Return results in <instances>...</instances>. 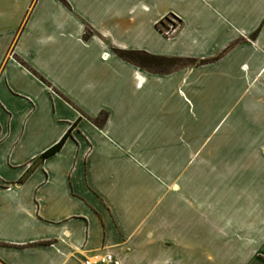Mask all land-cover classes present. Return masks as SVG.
Here are the masks:
<instances>
[{
	"label": "crops",
	"instance_id": "obj_1",
	"mask_svg": "<svg viewBox=\"0 0 264 264\" xmlns=\"http://www.w3.org/2000/svg\"><path fill=\"white\" fill-rule=\"evenodd\" d=\"M65 2L0 0V264H264V170L202 159L203 119L264 135V0Z\"/></svg>",
	"mask_w": 264,
	"mask_h": 264
},
{
	"label": "rangeland",
	"instance_id": "obj_2",
	"mask_svg": "<svg viewBox=\"0 0 264 264\" xmlns=\"http://www.w3.org/2000/svg\"><path fill=\"white\" fill-rule=\"evenodd\" d=\"M156 27L165 38H168L173 35L179 27V21L175 17L167 16L161 22L157 23ZM169 29H171V33L168 32ZM251 39V37H247L248 43L252 42ZM185 64L178 63L175 66L166 65V67H156L153 70L159 71L167 69L169 70L168 72H170L180 67L187 66ZM249 122V129L254 130L255 128L264 130V120H250ZM234 123L236 124L239 122L235 120ZM229 125L230 120L227 121L226 119L202 120L203 144H232L234 147L233 151L227 152L210 151L208 148L203 147V161H214L216 159H226L227 157L228 159H233L235 162L242 160L248 161L251 166V172L263 171L264 169L258 167V164L264 165V135H258L256 133L254 135L252 133L243 135L241 131H234L232 136H230V134L226 136V129ZM215 126H217V129L213 130ZM205 170L209 171L210 168H205Z\"/></svg>",
	"mask_w": 264,
	"mask_h": 264
},
{
	"label": "trees",
	"instance_id": "obj_3",
	"mask_svg": "<svg viewBox=\"0 0 264 264\" xmlns=\"http://www.w3.org/2000/svg\"><path fill=\"white\" fill-rule=\"evenodd\" d=\"M61 5H63L65 8L69 9V6L65 2V0H57ZM254 33L251 38L253 39L255 37ZM90 33L86 32L84 35V39H87L89 37ZM114 53L123 61L134 64L142 69L148 70V71H155L153 70L154 68L158 67H166V65L169 66H175L178 63H187L185 65L193 64V61L191 60H183V59H166V58H159V57H154L150 56L144 53H139V52H124V51H117L115 50ZM185 62V63H184ZM210 61H202L198 64H206ZM169 70L164 69V70H159L157 72H163L166 73ZM156 72V71H155ZM107 119V114H101L97 119L93 120L92 123L97 126L101 127L105 120ZM76 123L71 126V128L68 130V132L58 141L57 144L52 146L50 149L45 151L36 161V164H39L43 162L45 159L55 155L57 152L61 150L63 147L64 143L66 140L70 137V133L75 127ZM22 182V181H21Z\"/></svg>",
	"mask_w": 264,
	"mask_h": 264
},
{
	"label": "built area",
	"instance_id": "obj_4",
	"mask_svg": "<svg viewBox=\"0 0 264 264\" xmlns=\"http://www.w3.org/2000/svg\"><path fill=\"white\" fill-rule=\"evenodd\" d=\"M168 32L171 33V29H169ZM85 264H117V263L114 261L113 257L109 255H105L104 257L97 259L93 263L86 262Z\"/></svg>",
	"mask_w": 264,
	"mask_h": 264
}]
</instances>
